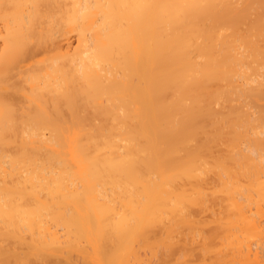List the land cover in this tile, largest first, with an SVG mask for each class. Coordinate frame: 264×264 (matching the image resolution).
I'll use <instances>...</instances> for the list:
<instances>
[{
  "label": "bare ground",
  "instance_id": "1",
  "mask_svg": "<svg viewBox=\"0 0 264 264\" xmlns=\"http://www.w3.org/2000/svg\"><path fill=\"white\" fill-rule=\"evenodd\" d=\"M0 264H264V0H0Z\"/></svg>",
  "mask_w": 264,
  "mask_h": 264
}]
</instances>
